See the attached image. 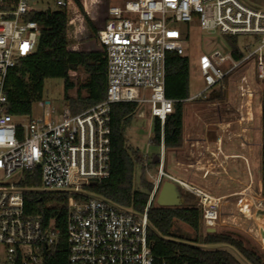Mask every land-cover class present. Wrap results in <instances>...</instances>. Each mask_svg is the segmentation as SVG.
I'll return each mask as SVG.
<instances>
[{
  "label": "built area",
  "instance_id": "built-area-1",
  "mask_svg": "<svg viewBox=\"0 0 264 264\" xmlns=\"http://www.w3.org/2000/svg\"><path fill=\"white\" fill-rule=\"evenodd\" d=\"M37 1L0 0V264H44L43 247L55 244L60 234L42 215L27 214L24 194L29 188L22 183L26 173L39 174L36 190L67 195L68 264H154L148 211L166 180L193 194L202 210L204 227L216 229L220 212L229 202L225 198L231 195L207 190L211 181L201 188L169 174L164 169L163 138L158 175L151 177L153 189L144 212L121 207L90 186L110 175L113 104L136 103L140 116L149 107L151 116L162 126L173 112L176 101L165 94L166 61L170 54L186 56L192 27L223 36H252L257 43L253 49L250 45L242 49L240 59L220 50L201 54L198 67L202 88L184 100L185 104L205 102L217 95L225 81L237 78V100L242 105L233 110L228 101L212 104L210 126L227 139H201L200 170L204 178L212 173L220 183L225 176L232 177L230 165L239 160L246 163L252 176L249 156L253 147L248 135L255 121L260 122L264 152V129L257 113L264 106V7L256 6L254 0H121L109 5L97 35L98 50L105 54L107 64L105 99L78 114L64 108L52 119L54 109L49 116L37 118L31 117L32 113H12L5 92L9 72L36 51L41 30L29 17L38 11L34 7ZM55 4L67 8L68 15L72 6L77 7L74 0H55ZM77 9L72 19L69 16V22L77 25V40L70 49L89 51L91 48L85 49L80 43L83 13ZM38 103L45 108L44 101ZM198 121L195 125L201 127ZM207 127L204 124V129ZM241 128L244 135H237L235 130ZM184 132V143L197 146L198 140L194 141L185 128ZM224 146L233 147V154L225 155ZM177 165L183 166L180 162ZM250 187L235 194L236 205L252 221V227L262 226L264 198L256 196Z\"/></svg>",
  "mask_w": 264,
  "mask_h": 264
},
{
  "label": "trees",
  "instance_id": "trees-1",
  "mask_svg": "<svg viewBox=\"0 0 264 264\" xmlns=\"http://www.w3.org/2000/svg\"><path fill=\"white\" fill-rule=\"evenodd\" d=\"M84 13L87 26L97 36L98 29L79 0H74ZM263 1V0H259ZM256 6H261L255 2ZM263 7V6H262ZM38 22L41 33L36 51L22 59L7 77L5 92L14 114L32 113L31 105L44 98L45 83L49 79L64 81L65 100L72 114L102 102L106 97L107 64L105 54L97 49L72 51L68 37L69 15L65 7L55 10H38L29 17ZM231 52L240 59L244 52L238 46L236 36H225ZM84 71L88 77L79 86L78 96L69 98L68 92L77 85L70 72ZM85 90L86 96L81 95ZM166 97L175 100L173 112L162 126L159 119L153 121L151 144L161 149L162 138L167 153L179 152L184 146V100L190 97V67L187 56L170 54L166 61ZM139 109L136 103H115L111 106V161L110 175L90 189L117 205L144 212L153 186L146 176L143 157L128 144L126 131ZM264 129V106L260 111ZM163 133V135H162ZM163 136V137H162ZM154 153V154H156ZM150 166L154 158H149ZM142 165L141 189L134 185L135 168ZM25 192V209L29 215H42L46 224L60 231L55 244L43 247L44 264H68L69 245L66 233L68 211L67 195L36 190L40 185L39 174L26 173L22 182ZM181 192L183 205L160 207L153 203L148 211L150 228L148 239L154 256V264H264V256L249 248L233 234L203 233V213L197 206V198L187 191ZM50 205V206H49ZM180 221L188 225L194 235L175 229ZM14 264H22L16 261Z\"/></svg>",
  "mask_w": 264,
  "mask_h": 264
},
{
  "label": "rangeland",
  "instance_id": "rangeland-1",
  "mask_svg": "<svg viewBox=\"0 0 264 264\" xmlns=\"http://www.w3.org/2000/svg\"><path fill=\"white\" fill-rule=\"evenodd\" d=\"M83 6L85 14L90 16L91 20L94 23V26L99 30L103 26V23L106 18V10L109 5L117 4L121 0H79ZM249 3L252 0H247ZM259 5L264 7V0H254ZM37 4L34 7L37 10H55L57 6L55 4V0H39L36 2ZM84 4V5H83ZM78 7V6H77ZM75 6H72L69 10L70 19L75 16V13L78 12V9ZM79 8V7H78ZM79 11L81 12L80 8ZM82 13V12H81ZM83 15V31L80 36V43L85 47V49L94 48L99 49V45L97 42V36L94 35V32L91 31L90 27L87 26L86 19L84 13ZM77 33V25L73 22H69L68 25V37L69 40L75 42ZM98 35V32L97 34ZM238 46L241 49H244L246 46L250 45V48L253 49L257 46L254 38L252 36L241 35L237 37ZM76 43V42H75ZM186 56L189 59V67H190V97L195 96L202 88V79L201 74L198 67V57L204 53H211L215 50H220L223 53L231 52V46L227 38L217 31L215 32H206L201 31L198 27H192L190 30V38L188 41ZM87 51V50H86ZM70 76L72 80L76 83V87L68 92L69 98H76L78 96L79 86L84 83L87 79L88 75L84 71H72L70 72ZM239 83H237V78L233 80L225 81L222 87H220L216 92L217 95H212L205 102H197L190 101L185 104V113L184 119L188 123L190 120L193 121V127L195 125L193 116L198 114L202 117H205L203 123L208 125L206 132L212 133L213 130L217 129L214 125L210 126L211 118H206L208 113L212 110V104L228 101L233 110L239 109L240 105H242V101L238 98L237 100V92H238ZM264 89V83L262 85ZM229 94V96H226ZM82 96H86L85 90L81 91ZM227 97V98H226ZM221 100H218V99ZM226 99V100H224ZM45 108L39 106V103H33L31 105L32 116L33 118H37L39 116H49V113L52 109L55 110L52 115V119L59 117L61 111L64 108H68L70 111V107L67 105V101L65 100V90H64V81L62 79H49L45 83L44 90V98ZM256 101H259L256 98ZM255 101V103H256ZM49 102V103H47ZM139 110L137 111L136 117L134 118L131 126L126 131V137L128 140L129 146L132 150H136L139 158L143 157L145 160L146 166V176L150 182H152L151 177H156L158 175L159 164L153 163L151 166L149 164V158H154L155 155L160 153H156L159 150V147H156L151 144V138L153 136V121L154 118L151 116L149 107L147 108L145 114L140 116ZM72 113V111H71ZM81 113V112H80ZM257 113H260V108L257 109ZM26 116V115H23ZM15 120H18L15 117ZM216 118H213L215 121ZM256 122V121H255ZM250 126V143L253 147L252 155L249 156L251 163V172L252 176H249L247 173L246 163L243 161H237L236 164H233V171L229 174L232 176L231 178H225L220 182L216 183L211 179V174L208 175V180L212 182L209 187H206L207 190L211 191L216 195L228 196L227 201L228 204L225 203L222 211L220 212V225L216 228V233L221 234H233L239 239L243 240L244 243L249 247L264 256V218L262 219V226L256 225L255 227L251 226L252 221L247 220L243 213H241L239 206L236 205L238 202V198L235 194L241 193L248 185H251L250 189L253 191L256 196H261L264 198V152L261 149V140H262V131L260 129V122ZM201 123V124H203ZM196 126V125H195ZM237 132V133H236ZM237 135H244L243 130L241 131L235 130ZM215 135V139L220 136H224L227 139V135L222 134V132L213 133ZM238 137V136H237ZM237 142V141H236ZM240 142V141H238ZM237 142V143H238ZM161 150V149H160ZM166 161L164 165V169L173 176H178L182 179L187 178V173L183 172V168H180L177 165L175 160V154L167 153ZM156 153V154H154ZM205 164V163H204ZM212 172V167L209 164H205ZM142 165H138L135 168L134 173V185L136 188L141 189V178H142ZM196 176V174H194ZM214 182V183H213ZM191 183V182H190ZM152 184V183H151ZM203 188V187H202ZM180 190L186 191L182 187ZM234 194V196L232 195ZM226 201V200H225ZM250 219V218H248ZM175 229L180 231L181 233H188L190 235H194L193 230L186 224L177 221L175 223ZM203 233L206 234L207 230L203 226Z\"/></svg>",
  "mask_w": 264,
  "mask_h": 264
},
{
  "label": "crops",
  "instance_id": "crops-1",
  "mask_svg": "<svg viewBox=\"0 0 264 264\" xmlns=\"http://www.w3.org/2000/svg\"><path fill=\"white\" fill-rule=\"evenodd\" d=\"M211 113L209 112L206 118L208 117L211 118L212 116ZM193 117L196 118L194 120V123L198 121V117L201 119L200 122L198 121V123L200 124L203 123L205 119V117H202L198 114L194 115ZM192 125H193L192 120H190L187 123L184 119V128L186 129L187 134L190 135L194 141L195 139L198 140L199 142L198 145L194 147H190L189 145L184 143L183 149H181L178 153L177 152L174 153L176 162H180L183 165L179 167L183 168V172L187 173V178L182 179L178 176H174V177L180 180H183L192 186L205 188L206 183L209 182L210 180H208L209 179L208 177L204 178V172L200 170L203 167L202 166L203 157L200 154V148H202L201 141L204 140V138L205 139L209 138L212 141H215L216 139H215V135H213L214 132L208 133V131L206 132V130H204V123L200 125L201 127L195 126V125L191 127ZM183 142H184V139H183ZM223 152L225 155L233 154L234 152L233 147L227 148L224 146ZM220 159H223V156H220ZM232 167H233V164L230 165V169H232ZM194 174H196V176H194ZM211 179L215 181V178L212 176H211Z\"/></svg>",
  "mask_w": 264,
  "mask_h": 264
},
{
  "label": "water",
  "instance_id": "water-1",
  "mask_svg": "<svg viewBox=\"0 0 264 264\" xmlns=\"http://www.w3.org/2000/svg\"><path fill=\"white\" fill-rule=\"evenodd\" d=\"M49 103V102H47ZM159 155L154 156L153 163L159 162ZM156 204L160 207H179L183 205V201L181 198V192L179 186L170 181L166 180L162 184L160 192L156 199ZM208 233H216V229H207Z\"/></svg>",
  "mask_w": 264,
  "mask_h": 264
}]
</instances>
